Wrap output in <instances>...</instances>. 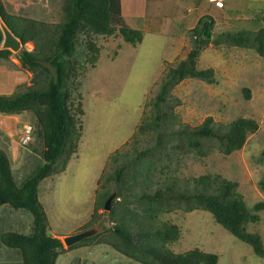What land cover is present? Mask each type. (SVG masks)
I'll return each mask as SVG.
<instances>
[{
	"label": "rangeland",
	"instance_id": "obj_1",
	"mask_svg": "<svg viewBox=\"0 0 264 264\" xmlns=\"http://www.w3.org/2000/svg\"><path fill=\"white\" fill-rule=\"evenodd\" d=\"M1 1L8 13L44 22L51 29L64 22L67 0ZM146 5L147 19L140 20V25L151 32H143V42L139 45L125 42L118 32L104 36L85 31L79 36L73 102L83 104L84 115L79 117L81 138L67 167L45 179L39 187L49 235L64 244L56 264H142L114 249L111 237L116 222L104 208L95 210L102 200L97 197V191L101 197L108 191L117 196L118 185L109 178L123 162H130L136 155L138 160L140 153L147 155L140 162L144 166L135 170L130 163V170L136 172L140 183L144 178L148 183L134 185L133 192L144 186H151L149 191H154L170 182L181 189H192L194 179L212 175L236 182L251 212L255 204L264 203V58L254 49L234 47L224 41L218 46L211 43L202 51L198 69H213L215 83L185 79L167 94L162 106L167 117L160 127L142 131L140 127L150 124L156 116L154 101L162 81L194 47L190 31L182 34L180 22L187 23L189 19L190 23L184 24L186 28L196 18L207 15L208 6L209 13L219 17L215 3L208 0H148ZM222 12L219 20L226 17L230 22L216 26L214 37L242 29L256 32L263 26L264 0H227V8ZM155 30L180 33V36L155 35L152 33ZM89 43L99 49L96 63L89 59L92 52ZM23 49L33 51L34 43H27ZM24 72L28 74V85L18 88L16 93L26 91L33 84V73ZM74 113L77 114L75 109ZM24 114L22 122L14 125L12 143L7 140L10 143L7 152L14 156L11 167L18 184L43 164L44 146L38 137L37 119L32 112ZM208 117L219 130L240 117L256 120L259 129L248 137L241 150L229 156H224L212 140L204 141L199 151L189 145L188 137L182 132L199 127ZM25 123L33 127L32 141L27 146L21 143ZM130 201L133 198L127 197L124 202L118 199L114 208L129 211L128 216L132 217L137 203ZM257 214L260 221L249 223L247 229L259 234L264 244V209ZM160 220L181 229L180 240L169 245L175 253L199 248L216 254L217 264H264V258L219 225L207 211L175 210L163 214ZM31 228L29 212L0 206V235L8 231L28 235ZM93 228L97 229L96 235L72 249L65 245L66 237ZM22 263L21 253L5 247L0 240V264Z\"/></svg>",
	"mask_w": 264,
	"mask_h": 264
},
{
	"label": "trees",
	"instance_id": "obj_2",
	"mask_svg": "<svg viewBox=\"0 0 264 264\" xmlns=\"http://www.w3.org/2000/svg\"><path fill=\"white\" fill-rule=\"evenodd\" d=\"M0 18L23 46L34 43L33 51L23 49L17 54L22 68L33 73V84L21 93L9 97L0 95V113L18 115L32 112L37 119L38 137L44 146L43 164L21 184L17 183L13 175L7 154L0 148V206L9 205L14 210H25L32 216L30 234L8 231L0 235V240L5 247L21 253L22 264H56L63 253L64 244L49 235L48 217L39 198V187L45 179L67 167L77 152L81 138L79 117L84 115L83 104L81 101L77 105L73 102L79 36L85 31L104 36L118 32L125 42L136 46L142 43L143 32L129 27L125 22L121 15V0H67L64 22L53 29L44 22L8 13L1 0ZM262 21L263 26L256 32L242 29L214 37V19L208 15L200 18L190 30L194 47L187 58L171 69L162 81L154 101L156 116L150 124L140 129L145 131L160 127L161 121L167 117L162 109L167 94L185 79L215 83L213 69H198V59L211 43L218 46L224 41L234 47L254 49L264 58V15ZM3 40L0 28V47ZM88 48L92 51L90 61L96 63L98 47L89 43ZM12 54L10 50L1 49L0 59H9ZM258 129L256 120L240 117L230 122L226 129L219 130L215 128L213 119L208 117L199 127L184 129L182 133L196 150L202 149L204 141L212 140L217 142L224 156H229L241 150L248 137ZM144 156L147 155L140 153L138 160L136 155L130 162H123L109 178L117 183L119 189L109 212L111 220L116 222L111 237V245L116 251L142 264H217L219 257L216 254L199 248L184 253L172 251L169 245L180 240L181 229L174 223L160 220L163 214L175 210L185 213L203 210L211 213L215 221L237 239L250 245L257 256L264 258L261 236L247 229L249 223L260 221L257 211L264 209L263 202L255 204L251 212L238 192L236 182L212 175L194 179L192 189H181L175 182H170L154 191H149L151 186H144L133 192L134 185L148 182L144 178L140 183L129 164L137 170V166H144L140 164ZM140 175L143 173L140 172ZM96 195L102 198L95 208L98 211L104 208L112 193L108 191L101 197L97 191ZM127 197L133 198L131 204L137 203L136 214L132 217L128 216L129 211H117L114 208L118 199L124 202Z\"/></svg>",
	"mask_w": 264,
	"mask_h": 264
},
{
	"label": "crops",
	"instance_id": "obj_3",
	"mask_svg": "<svg viewBox=\"0 0 264 264\" xmlns=\"http://www.w3.org/2000/svg\"><path fill=\"white\" fill-rule=\"evenodd\" d=\"M216 1H222L223 7H217L216 2L214 0H208L209 3H215V8H217V14H219V17H220L223 14L222 10L227 8V0H216ZM147 2L148 0H121V15L129 27L136 29V30H140L142 32H151V30H149L148 28L140 25V20L147 19V5H146ZM209 12H210V7L208 6L207 15L214 19L215 28L216 26L218 27V25L228 24L230 22L226 17H222L221 20H219L220 19L219 17H215L211 15V13ZM203 16H206V15H202L201 17ZM262 16L263 14L261 15V17ZM198 18H196V20L193 21V23H191V25H188L186 28H184V24H187V23L189 24L190 20L188 19L187 23H183V21H181L180 26H182L183 28L182 34L189 33V31L197 25L200 19ZM219 21H221L222 23H219ZM177 30L178 32H180L179 29ZM152 33L155 35H160V36H165V35L171 36V37L180 36V33L178 35H174L172 33L167 34L165 33L164 30H155ZM1 49H2V45L0 47V50ZM24 71L25 69L24 70L22 69L19 57L15 56L14 54H12L9 57V59H0V95L9 97V96L14 95L16 92H19L17 91L18 88L23 89L24 85L27 82V77H28V74L25 73ZM24 115H25L24 112L18 115H6V114L0 113V147L2 148V150H6L5 152L11 163H12V157L14 156L10 155L7 152V148H10V143H12L10 142L11 140L10 138L13 137L12 132H13L14 125L20 124V122H22L23 120ZM26 124L27 123L23 124L22 128ZM7 140H9L10 143H8ZM11 209L13 210V208Z\"/></svg>",
	"mask_w": 264,
	"mask_h": 264
},
{
	"label": "water",
	"instance_id": "obj_4",
	"mask_svg": "<svg viewBox=\"0 0 264 264\" xmlns=\"http://www.w3.org/2000/svg\"><path fill=\"white\" fill-rule=\"evenodd\" d=\"M0 28L2 30L4 40L2 44V49L11 50L12 52H20L22 49L21 41L15 37V35L11 32V30L3 23H0ZM116 198L115 194H112L105 203V210L110 211L112 207V202ZM97 229L93 228L87 231H84L82 233H79L77 235L66 237L64 239V243L67 247H71L73 245H76L80 243L81 241L90 238L94 235H96Z\"/></svg>",
	"mask_w": 264,
	"mask_h": 264
},
{
	"label": "built area",
	"instance_id": "obj_5",
	"mask_svg": "<svg viewBox=\"0 0 264 264\" xmlns=\"http://www.w3.org/2000/svg\"><path fill=\"white\" fill-rule=\"evenodd\" d=\"M216 5L218 7H222L223 6L222 1H216ZM32 134H33V127L29 124H26L24 126V135H23L21 143L25 146L30 144L32 141Z\"/></svg>",
	"mask_w": 264,
	"mask_h": 264
},
{
	"label": "clouds",
	"instance_id": "obj_6",
	"mask_svg": "<svg viewBox=\"0 0 264 264\" xmlns=\"http://www.w3.org/2000/svg\"><path fill=\"white\" fill-rule=\"evenodd\" d=\"M216 2V0H214ZM223 4V3H222ZM217 6V5H216ZM218 7V6H217ZM223 7V6H222ZM3 44V43H2ZM23 47V45H22ZM22 50V49H21ZM28 50V49H27ZM11 51V50H10ZM12 52V51H11ZM19 53V52H18ZM29 145V144H28ZM106 203V202H105ZM105 206V205H104ZM105 209V208H104ZM106 211V210H105ZM110 212V211H109ZM74 246V245H73ZM72 247V246H71Z\"/></svg>",
	"mask_w": 264,
	"mask_h": 264
}]
</instances>
